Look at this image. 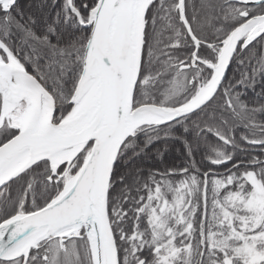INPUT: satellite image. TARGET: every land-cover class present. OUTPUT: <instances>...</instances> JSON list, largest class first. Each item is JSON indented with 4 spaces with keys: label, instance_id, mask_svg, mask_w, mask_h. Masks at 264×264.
I'll list each match as a JSON object with an SVG mask.
<instances>
[{
    "label": "snow or ice",
    "instance_id": "snow-or-ice-1",
    "mask_svg": "<svg viewBox=\"0 0 264 264\" xmlns=\"http://www.w3.org/2000/svg\"><path fill=\"white\" fill-rule=\"evenodd\" d=\"M0 264H264V0H0Z\"/></svg>",
    "mask_w": 264,
    "mask_h": 264
}]
</instances>
